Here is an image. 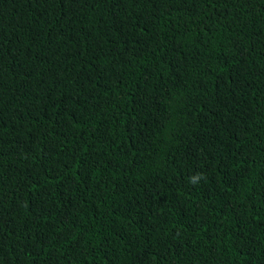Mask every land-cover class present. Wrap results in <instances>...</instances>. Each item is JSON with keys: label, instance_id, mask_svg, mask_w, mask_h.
<instances>
[{"label": "trees", "instance_id": "16d2710c", "mask_svg": "<svg viewBox=\"0 0 264 264\" xmlns=\"http://www.w3.org/2000/svg\"><path fill=\"white\" fill-rule=\"evenodd\" d=\"M0 264H264V0H0Z\"/></svg>", "mask_w": 264, "mask_h": 264}]
</instances>
